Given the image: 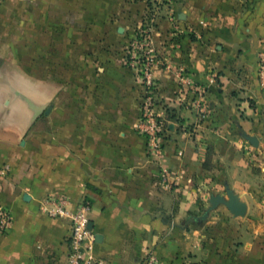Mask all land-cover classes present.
Instances as JSON below:
<instances>
[{"label":"crops","instance_id":"crops-1","mask_svg":"<svg viewBox=\"0 0 264 264\" xmlns=\"http://www.w3.org/2000/svg\"><path fill=\"white\" fill-rule=\"evenodd\" d=\"M163 1L0 3V165L11 168L0 205L12 214L0 264H69L70 223L43 211L49 196L91 202L100 264H142L148 250L160 264H264V155L251 157L264 146V0ZM151 8L160 153L138 130L145 90L131 64ZM179 66L202 83L209 115L187 105L198 94ZM225 182L246 215L221 205L198 219Z\"/></svg>","mask_w":264,"mask_h":264},{"label":"built area","instance_id":"built-area-1","mask_svg":"<svg viewBox=\"0 0 264 264\" xmlns=\"http://www.w3.org/2000/svg\"><path fill=\"white\" fill-rule=\"evenodd\" d=\"M2 0H0V3ZM203 22V21H202ZM141 29L142 38L136 40L133 47L131 64L139 69V77L145 90L143 97V112L138 122V130L148 138L150 152L160 153L165 145L164 132L168 128L161 115L156 111V101L151 93L158 87L154 77V69L159 64V57L155 48L151 45L150 34H145ZM181 82L193 90L201 89L195 86L194 80L185 72H180ZM213 81V79H212ZM11 168L8 164L0 165V175H9ZM166 179L170 178L168 172L162 174ZM43 211L54 219H68L70 233L67 236L68 263L69 264H100L101 261L95 255L97 243L96 233L90 227L92 205L88 200H83L76 207L71 200L65 197H46L42 207ZM12 223V214L4 206L0 205V234L6 233ZM142 264H160L158 256L153 250H148Z\"/></svg>","mask_w":264,"mask_h":264},{"label":"rangeland","instance_id":"rangeland-1","mask_svg":"<svg viewBox=\"0 0 264 264\" xmlns=\"http://www.w3.org/2000/svg\"><path fill=\"white\" fill-rule=\"evenodd\" d=\"M164 3H166V2H169V0H164L163 1ZM158 13H156V10H153L152 8L151 9H149L148 10V13L146 14V21H145V24L142 26V28L141 29H145L146 31H144V33L145 34H150V36H151V34H152V28H153V26H154V24H155V21H154V19L156 18V15H157ZM141 29L138 31V38H137V40L138 39H141L142 38V36H141V34L143 33V32H141ZM7 44V43H6ZM134 47V46H133ZM132 47V48H133ZM132 52H133V49H132ZM133 58H131V60H132ZM181 66H179V67H177V71L180 73V72H185V73H189V70L186 68V67H184L183 69H179ZM259 68H260V70H259V72H260V78H261V80H262V82L264 83V50L262 51V52H260V54H259ZM180 75V74H179ZM212 79H213V81L212 82H216L217 81V79H218V76L215 74L214 76H212ZM194 80V79H193ZM194 82H195V86H201V89H197V90H193V88H188V90L187 91H189V92H192L194 95H197L198 94V98L196 99V97L189 103V104H187L189 107H191V106H193V105H195V108H196V110L194 111V112H196V114L198 115V116H200V117H205V116H207V115H209V112L210 111H208V109H207V107H206V90L202 87V83H199V82H197L196 80H194ZM158 91V87L156 88V89H154L153 90V92L151 93V95H153V97L155 98V101H156V108H157V112L159 113V111H158V106L160 107L161 105H163V104H161L162 102L161 101H159V99H158V97H157V92ZM166 106H168L167 104H166ZM165 106V107H166ZM255 108L257 109V108H259V110H258V112H260L261 114H263L264 115V106H259L256 102H255ZM175 111H176V108L175 107H170V108H167V115H166V117H169V118H171V119H176V120H178V121H182L183 119L182 118H178V116H177V114L175 113ZM160 114V113H159ZM263 118H264V116H263ZM263 121H264V119H263ZM195 124L196 123H189V124H186V125H180V128H183V129H185V130H187L188 132H195L196 130L194 129V126H195ZM264 133V132H263ZM252 137H256V138H258V144L257 145H255L253 142H252V140H251V138ZM248 139V141L250 142V143H252L254 146H256V147H259V143H260V138L257 136V135H253V136H250L249 138H247ZM209 153H211V157H212V150L208 147L207 148V153H206V158H207V156L209 155ZM256 155H258V156H262V155H264V146H263V150L261 151V152H258V153H256V154H253V152L251 153V157L252 158H254V156H256ZM211 161V159H209V162ZM226 183L227 182H225V190H224V195H227V192H226ZM220 193V192H219ZM213 194H217V193H213ZM210 203V202H209ZM210 205V204H209ZM221 206V205H220ZM225 207H227L226 205H224ZM207 209V208H206ZM205 209V210H206Z\"/></svg>","mask_w":264,"mask_h":264},{"label":"water","instance_id":"water-1","mask_svg":"<svg viewBox=\"0 0 264 264\" xmlns=\"http://www.w3.org/2000/svg\"><path fill=\"white\" fill-rule=\"evenodd\" d=\"M251 140L255 145L258 144V138L252 137ZM226 192L227 195L222 193L212 194L209 200L210 205L207 207L204 213L198 217V219L207 220L211 211L218 208L220 205H226L234 216H245L248 210L247 202L241 198L239 193L231 188L228 182L226 183ZM28 196L29 195H26L27 198ZM90 227L93 228L92 222L90 223ZM96 237L97 239L100 238L98 234Z\"/></svg>","mask_w":264,"mask_h":264},{"label":"trees","instance_id":"trees-1","mask_svg":"<svg viewBox=\"0 0 264 264\" xmlns=\"http://www.w3.org/2000/svg\"><path fill=\"white\" fill-rule=\"evenodd\" d=\"M209 159H211V153H209V155H208L207 158H206V162H205L206 165L208 164Z\"/></svg>","mask_w":264,"mask_h":264}]
</instances>
